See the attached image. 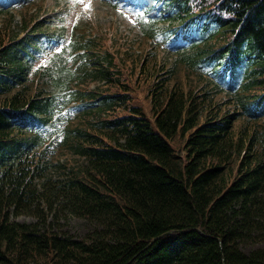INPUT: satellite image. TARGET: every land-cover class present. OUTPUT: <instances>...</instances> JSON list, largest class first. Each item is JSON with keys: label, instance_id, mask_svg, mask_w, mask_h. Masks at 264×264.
<instances>
[{"label": "trees", "instance_id": "trees-1", "mask_svg": "<svg viewBox=\"0 0 264 264\" xmlns=\"http://www.w3.org/2000/svg\"><path fill=\"white\" fill-rule=\"evenodd\" d=\"M165 2L181 25L170 46H195L190 63L211 89L183 87L148 55L129 75L137 101L123 55L118 63L102 35L76 28V76L99 84L78 99L96 113L74 129V160L58 178L45 174L31 129L50 121L65 74L29 83V40L0 31V264H264V140L252 123L264 118V0ZM242 73L251 119L215 100ZM64 215L87 231L63 232Z\"/></svg>", "mask_w": 264, "mask_h": 264}, {"label": "rangeland", "instance_id": "rangeland-1", "mask_svg": "<svg viewBox=\"0 0 264 264\" xmlns=\"http://www.w3.org/2000/svg\"><path fill=\"white\" fill-rule=\"evenodd\" d=\"M59 1L64 0H0V31L5 35H9L12 40H19L24 37L27 34L25 27L28 25L40 23V33L43 34L33 38L35 40L30 42L31 55L27 61V64H30L29 78L36 70L43 71L46 67H59L61 69L66 66L71 67L74 62L69 61L67 65L68 50H65V47L77 20L87 13L90 22L94 25L93 29L103 36L104 47L117 56L121 63L123 59L120 57L123 55L125 59L123 63H126V67H128L125 69L126 77L135 89V93L133 89H131V92L134 93L133 98L136 97L137 101L143 98L140 80L136 78V72L132 77L129 75L132 73L133 64L138 65L145 58H148V55H151L152 60L161 68V72L164 69L174 67L176 78L183 87L196 89L199 85L204 84L206 91L211 89L212 86L208 83L209 80L200 76L181 54L170 50L159 41L155 43L156 41H151L150 38L140 35L138 23L141 21L140 15L142 13L148 12L149 16L155 18H157V15H163L164 13V8L155 0H83V3L80 0H74L73 8L64 14L56 11V4ZM133 3H137L138 6ZM85 4L90 5V7L86 9ZM160 10L163 11L159 12ZM42 21L44 23H41ZM158 26L162 27V24L158 23ZM56 31L61 34V37L58 41L51 42L49 37L55 34ZM130 65L131 69L129 68ZM135 80H137V83H135ZM81 84L80 81L74 82L72 89H82ZM96 85L95 83H88L87 87L94 89ZM58 93L60 104L57 112H60V109L67 103L65 101L67 92L65 90ZM231 96L236 99L234 95L223 93L217 95L215 100L222 104L224 109L234 111L233 104L235 100L228 102L231 101ZM95 113L88 114V116L86 114L83 118L84 114L82 110H79L73 114L74 119L69 121L67 128L87 125L88 122L85 124L86 119L92 121L95 118ZM62 118L64 117L62 116ZM260 123L262 125L260 124L261 126L257 129L264 132V120H261ZM66 133L65 125L59 121L56 126H49L44 132V152L48 158V166L45 171L47 176L61 177L60 172L65 170L62 165L73 163L74 158L68 155V144L64 140ZM18 221L35 222L36 220L30 216H21ZM61 228L63 232L79 237L87 231L88 224L82 219L64 215Z\"/></svg>", "mask_w": 264, "mask_h": 264}, {"label": "snow or ice", "instance_id": "snow-or-ice-1", "mask_svg": "<svg viewBox=\"0 0 264 264\" xmlns=\"http://www.w3.org/2000/svg\"><path fill=\"white\" fill-rule=\"evenodd\" d=\"M80 2L83 3V0H80ZM84 6L86 9L90 7V5H88V4H85Z\"/></svg>", "mask_w": 264, "mask_h": 264}]
</instances>
